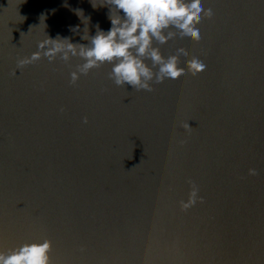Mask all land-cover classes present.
<instances>
[{
    "label": "water",
    "instance_id": "1",
    "mask_svg": "<svg viewBox=\"0 0 264 264\" xmlns=\"http://www.w3.org/2000/svg\"><path fill=\"white\" fill-rule=\"evenodd\" d=\"M202 2L198 44L154 46L206 71L147 92L111 65L72 86L71 54L17 67L45 40L108 31L103 0H0V252L50 240L51 264H264V0ZM188 180L205 202L182 212Z\"/></svg>",
    "mask_w": 264,
    "mask_h": 264
},
{
    "label": "clouds",
    "instance_id": "2",
    "mask_svg": "<svg viewBox=\"0 0 264 264\" xmlns=\"http://www.w3.org/2000/svg\"><path fill=\"white\" fill-rule=\"evenodd\" d=\"M92 6L108 8L111 23L108 31L100 30L97 26L94 36L83 35L81 39H88L87 45H77L69 40L65 43L60 38L45 40L39 44V51L30 58L18 59L17 67L23 68L42 58L51 63L58 55L67 61L71 54L83 61L71 73L72 86L77 84L80 76H87L94 69L111 65L108 79L117 87L127 85L135 91L147 92L155 90L153 84L179 80L185 75L197 77L206 71V64L195 56L187 59L184 67L180 66V57L189 55L185 48L177 49L175 55L164 57L160 48L154 46L167 44L176 38L177 33L181 39L188 38L198 44L201 40L199 25L203 20H212L214 16L211 8H204L202 0H103L102 4L92 3ZM83 123H88L87 117ZM180 127L186 132L192 131L187 122L181 123ZM186 143L180 141L179 146L184 147ZM248 174L258 175L255 169H250ZM187 182L191 191L186 202L180 201L182 212L205 202L198 195V186L191 180ZM51 247L50 240L25 243L8 253L0 252V264H51Z\"/></svg>",
    "mask_w": 264,
    "mask_h": 264
}]
</instances>
